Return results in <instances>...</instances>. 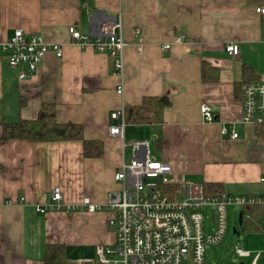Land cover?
Wrapping results in <instances>:
<instances>
[{"label": "crops", "instance_id": "0c3cea01", "mask_svg": "<svg viewBox=\"0 0 264 264\" xmlns=\"http://www.w3.org/2000/svg\"><path fill=\"white\" fill-rule=\"evenodd\" d=\"M257 6L264 0H0V44L22 30L62 51L61 57L47 53L20 82L0 50V264H44L48 245L62 246L67 264L68 245L112 244L109 213L87 212L82 202L103 205L117 190L114 176L127 162V148L131 160L133 143L146 142L149 157L169 164L179 182L264 196V137L242 123L241 106L243 82L264 83V18L255 14ZM103 17L122 25L120 80L111 75L107 54L71 44V26L90 34ZM179 37L183 44L173 45ZM228 45L238 46L236 57L227 55ZM158 97L170 102L161 123L151 114L143 124L126 122V108ZM44 106L57 124L79 126L86 142L100 143L101 156L85 158L80 141L3 142L5 125L34 121ZM202 106L213 122H204ZM121 109L119 140L108 129L110 115ZM223 128L237 139L222 135ZM55 188L66 209L39 214ZM244 220L264 233V217Z\"/></svg>", "mask_w": 264, "mask_h": 264}, {"label": "built area", "instance_id": "2783aa9c", "mask_svg": "<svg viewBox=\"0 0 264 264\" xmlns=\"http://www.w3.org/2000/svg\"><path fill=\"white\" fill-rule=\"evenodd\" d=\"M254 12L264 18L263 6L255 7ZM69 35L71 44L82 50L107 54L112 62L111 75L122 79L125 43L120 20L103 17L90 34H81L71 26ZM182 44V37L173 41V45ZM170 48L171 45L167 44L162 50ZM0 50L8 67L18 71L20 82L37 71L47 53L52 52L56 57H61L62 53L59 45L47 44L40 37L26 35L22 30H15L0 44ZM225 52L236 57L238 46L228 45ZM116 94L122 95L121 85ZM241 106L243 124L264 127V83L242 84ZM200 112L204 122L215 120L208 107L202 106ZM110 123L109 137L122 140L124 110L113 112ZM227 133L231 139L238 137L233 130L228 132L223 128L221 134ZM130 147L131 160L122 162L114 176L117 190L108 193L103 205H92L88 199L82 202L87 212L109 213L107 227L114 241L110 245L97 246L95 259L76 264H206V248L217 245L227 231L228 208L239 209L242 218L250 219L243 213L244 208L264 206V196L210 195L204 184L179 182L169 164L149 157L146 142L133 143ZM259 182L264 184V177ZM50 200L46 209H37L39 214L66 209L58 188L52 191ZM205 225L211 230H206ZM262 227L264 232V221ZM234 255L241 259L249 257L250 253L242 247H235ZM258 259L259 255H256L251 263L257 264Z\"/></svg>", "mask_w": 264, "mask_h": 264}, {"label": "trees", "instance_id": "16d2710c", "mask_svg": "<svg viewBox=\"0 0 264 264\" xmlns=\"http://www.w3.org/2000/svg\"><path fill=\"white\" fill-rule=\"evenodd\" d=\"M245 73L250 70L245 68ZM249 79V76L248 78ZM246 80L243 83H248ZM170 106L165 97L144 98L141 105L125 109L126 122L132 124H143L148 121L146 115H152L155 123H161L162 112ZM45 107V106H44ZM256 134L264 137V127L255 128ZM4 143L12 140L30 141L33 143H59L80 141L83 143L85 158H98L102 154L100 143L86 142L83 139L82 129L76 125H59L55 121L54 112L45 107L42 108L34 121H18L15 124L5 125L2 131ZM205 190L210 195H221L224 193L219 184H205ZM243 213L248 214L251 219L264 217V206L246 207ZM44 264H66V257L62 246L48 245L45 248Z\"/></svg>", "mask_w": 264, "mask_h": 264}, {"label": "rangeland", "instance_id": "374dc122", "mask_svg": "<svg viewBox=\"0 0 264 264\" xmlns=\"http://www.w3.org/2000/svg\"><path fill=\"white\" fill-rule=\"evenodd\" d=\"M126 144H130L126 142ZM153 150V146L151 151ZM130 149L125 150V160L129 162ZM239 209L229 207L227 210V231L222 240L215 246H208L205 251L206 264H251L256 255L261 256L259 264L264 262V233L253 227V224L244 220L243 225L239 226ZM206 230H211L210 226L205 225ZM242 247L250 253L249 257L238 259L234 255V248ZM67 264H76L75 261L95 259V250L88 246L72 244L66 246ZM259 260V259H258Z\"/></svg>", "mask_w": 264, "mask_h": 264}, {"label": "water", "instance_id": "95a60500", "mask_svg": "<svg viewBox=\"0 0 264 264\" xmlns=\"http://www.w3.org/2000/svg\"><path fill=\"white\" fill-rule=\"evenodd\" d=\"M242 216H243L242 212H239V216H238V224H239V226H242ZM240 264H242V263H240Z\"/></svg>", "mask_w": 264, "mask_h": 264}]
</instances>
